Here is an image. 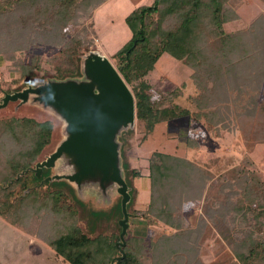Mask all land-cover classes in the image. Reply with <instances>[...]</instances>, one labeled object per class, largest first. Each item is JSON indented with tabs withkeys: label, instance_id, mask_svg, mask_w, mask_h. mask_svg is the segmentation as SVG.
<instances>
[{
	"label": "trees",
	"instance_id": "trees-1",
	"mask_svg": "<svg viewBox=\"0 0 264 264\" xmlns=\"http://www.w3.org/2000/svg\"><path fill=\"white\" fill-rule=\"evenodd\" d=\"M102 1L105 0H0V60L11 59L13 68L20 74L36 78L40 59L33 57L27 62L17 52L46 42L60 48L59 77L81 74V51L97 46L94 39L97 30L95 24L91 31L83 27L69 32L68 28L77 15L93 14ZM242 3L243 0L141 3L126 17L132 37L111 59L135 95L136 120L143 122L144 137L161 120L181 116L188 117L190 125L205 128L218 143L226 131L243 133L245 146L251 148L250 157L246 156L231 172L232 177L242 179L244 186L240 192L231 190L230 195L239 194L237 203L250 196L247 205L239 206V213L252 216V228L243 230L244 235L233 241L234 253L241 264H264V175L255 169L254 161L264 152V10L251 22L252 28L232 32L226 24L238 18ZM165 52L191 68L190 80L184 79L172 90L175 98L167 106L156 104L155 90L148 78ZM190 82L195 92L185 98L184 88ZM35 113L34 108L22 106L18 114L0 116V218L19 229L18 235L29 245L42 243L44 250L50 249L48 258L53 264H110L120 252L117 246L120 232L93 236L84 230L77 207L66 191L60 187H43L41 180L49 173L48 168L43 169L40 177L28 171L16 178L52 149L58 134V122L54 118L46 115L38 118ZM133 132L131 128L121 135L131 193L127 204L129 222L138 214L133 209L139 194L134 179L143 175L137 168L129 171L127 147ZM187 141L194 148L204 139L199 134H190ZM146 167L150 196L145 215H153L178 230L184 194L189 186L203 189L207 183L204 170L186 156L164 148L150 153ZM32 183V188L22 194ZM227 183L228 178L225 187ZM220 189L223 190L222 186ZM220 197L225 198L223 203L232 200L228 196ZM201 226L164 236L156 242L139 235H125V256L119 264H145V250L154 246L163 252L164 239L173 243L182 237L193 240L194 234L199 238L204 225ZM177 260L168 264H180Z\"/></svg>",
	"mask_w": 264,
	"mask_h": 264
},
{
	"label": "rangeland",
	"instance_id": "rangeland-1",
	"mask_svg": "<svg viewBox=\"0 0 264 264\" xmlns=\"http://www.w3.org/2000/svg\"><path fill=\"white\" fill-rule=\"evenodd\" d=\"M144 2H149V0L102 1L94 9L93 14L77 15L71 22L68 31L83 29V27H88L91 31L95 24L97 37L92 32L90 35L93 34L92 36H94L97 46L91 45L90 48H83L81 52L83 53L95 47H101L112 58L113 53L132 37V32L126 17L135 6ZM229 3L231 2L229 1ZM263 10V1L243 0L240 6V15L235 21L228 22L226 28L232 32L248 29V27L252 28L251 22ZM17 53L18 55H24L27 62L31 61L33 57H38L41 61V67L38 69L36 78H28L13 68L11 59L0 60V101L6 91L11 92L44 78L58 76L59 47L44 42L33 44ZM190 72L191 68L179 58L168 52L163 53L157 61L155 69L148 75L149 81L153 84L155 90L156 104L165 106L172 105L175 98L172 90L180 85L184 79L188 82L190 80ZM66 75L68 74L64 76ZM187 85L184 88L183 94L185 98H188V94L195 92L192 83ZM30 103L34 102L31 101ZM15 104V102H11L8 106L1 108L0 116L6 117L12 113L18 114L19 108L22 106L34 108L36 111L34 115L38 118L46 115L45 113H40V110L33 105L24 104L16 108ZM162 115H164V112L160 116L163 117ZM46 116L51 117L50 115ZM55 120L58 122L59 128L60 123L57 119ZM189 122L186 116L161 120L147 138L143 134L144 127L142 121L136 120L133 127L124 130L134 129L133 134L129 136L130 139L127 147V155L128 159H130L129 171L131 172V168H137L143 174L134 179L135 184L138 186L139 194L134 200L133 209L138 214L136 213L137 215L131 218L126 235H139L146 237L151 242H156L164 236L175 235V233L181 230L199 229L202 227L201 224H203V233L199 238L197 234H194L193 240H184L185 237H182L178 241H172L173 243L165 242L164 239L163 252L161 251L160 253L154 246L145 250L143 255L147 259L145 264H157L158 262L160 264H168L172 261H178L177 259H179L180 264H241L235 256V245H233V241L238 239L239 235H244L243 230L252 228V216L248 213L246 216L239 213V206L247 205L250 196L237 203L239 194L236 196L235 194L230 195L231 190L240 192L244 186L242 179L232 177L231 170L242 163L246 156H249V149L251 148L248 147L249 145L245 146L244 136L241 131L224 132L223 138L218 143L211 134L205 132V128L194 127ZM190 134H199L201 140L204 139V142L199 147L190 148L187 144V138ZM58 137L59 133L57 134L54 145ZM156 148H164L168 151L186 156L203 169V173L207 177V183H205L202 190L193 189L192 186H189L188 191L184 194L183 209L179 212L182 223L181 228L179 227L178 230L175 225H170L160 219L158 220L153 215H145L148 212L150 196L146 164L148 163L150 153ZM121 149L124 162L123 141ZM254 161L256 165L255 169L264 175V152L260 157L256 156ZM34 165L35 163L31 166ZM56 168L60 173L70 171V168L65 165L63 160L58 162ZM29 171L35 175L34 171ZM227 178L228 183L227 187H225ZM33 185L34 183L29 185L30 189ZM43 185L45 189L60 187L66 191L68 197L72 199L73 205L77 207L80 225L91 235L96 236L99 233H111L114 231L121 233L122 227L119 219L123 217L122 212L109 213L102 216L95 215L91 213L89 202L81 203L75 199L74 192L70 190L69 186H65L63 181L52 183L44 182ZM220 186H222L223 190L220 189ZM111 191L115 192V189ZM26 192L27 188L22 191V194ZM91 193L95 196V198L92 196V199L97 201L106 199L107 196L97 187L91 189ZM221 195L232 198V200H229L231 202L223 203L225 198L220 197ZM208 199L216 200L217 203L213 204V201H208ZM1 218L0 264H53L51 259L48 258L50 249L44 250V244L42 243L32 242L29 245L28 242H25L24 237H22V240L18 235L17 232H20L19 229L5 224L6 221L3 222ZM33 239H36V237L30 238V241H33ZM125 240L127 241L126 238ZM119 254L120 252L113 258Z\"/></svg>",
	"mask_w": 264,
	"mask_h": 264
},
{
	"label": "water",
	"instance_id": "water-1",
	"mask_svg": "<svg viewBox=\"0 0 264 264\" xmlns=\"http://www.w3.org/2000/svg\"><path fill=\"white\" fill-rule=\"evenodd\" d=\"M80 57L81 74L48 77L6 91L0 109L11 102L16 103V108L33 105L40 113L59 121V137L53 148L34 166L19 172L16 178L29 170L41 176L43 169L48 168L49 173L41 183L63 181L74 192L75 199L89 202L91 213L102 216L122 212L123 217L119 219L121 240L117 242L120 254L111 262L119 264L125 256L123 246L130 226L127 204L131 199L120 136L135 125V95L101 47L84 51ZM60 160L70 171L58 172L56 167ZM94 187L101 189L106 199L93 200L91 189ZM114 189L115 192L111 191Z\"/></svg>",
	"mask_w": 264,
	"mask_h": 264
}]
</instances>
